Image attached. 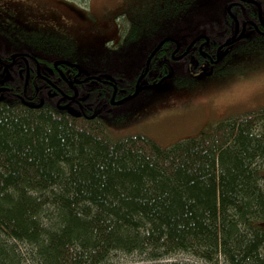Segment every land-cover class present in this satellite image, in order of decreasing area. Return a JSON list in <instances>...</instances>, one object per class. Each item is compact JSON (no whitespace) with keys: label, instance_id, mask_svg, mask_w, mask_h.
Wrapping results in <instances>:
<instances>
[{"label":"trees","instance_id":"1","mask_svg":"<svg viewBox=\"0 0 264 264\" xmlns=\"http://www.w3.org/2000/svg\"><path fill=\"white\" fill-rule=\"evenodd\" d=\"M208 1H216L212 15L197 7L201 0H164L144 27L128 22L120 44L105 45V56L125 54L115 46L148 55L164 37L176 36V27L184 33L180 41L195 33L184 47L196 33L217 46L227 42L234 28L227 7L238 0ZM20 45L48 62L75 49L47 31L25 36ZM240 45L256 46L264 56L262 36L249 34ZM170 49L167 44L159 53L160 72L189 80L184 62L166 61ZM35 83L33 94L44 84ZM123 84L133 91L134 83ZM22 88L17 85L21 96ZM32 96V106L0 103V264H108L115 253L148 264H194L176 260L180 254L200 264H264V109L162 147L143 135L114 138L112 123L77 118L45 93L43 104Z\"/></svg>","mask_w":264,"mask_h":264},{"label":"rangeland","instance_id":"2","mask_svg":"<svg viewBox=\"0 0 264 264\" xmlns=\"http://www.w3.org/2000/svg\"><path fill=\"white\" fill-rule=\"evenodd\" d=\"M82 1L0 0V30L18 41L33 32L47 31L63 36L75 45V49L61 57L77 60L91 71L99 70L100 66L108 69L113 67L120 72L130 69L132 60L120 58L126 54L109 58L105 56V45L111 47V44H117L123 30L130 27L128 22L137 21L144 27L145 22L158 17L164 0ZM198 4L197 7H203L207 12L206 15L217 11L216 1L201 0ZM127 53L133 54L130 51ZM244 60L245 63L234 69L237 76H231L236 78L231 81L233 83L230 82L231 77H226L219 85L204 81L193 88L179 89L173 81L168 80L162 86L149 90L123 109L125 112L133 110L129 115H125L123 111L115 114L120 118L127 116L129 123L124 125V121L115 127L117 129H110L112 136L124 138L143 135L162 147H169L179 141L194 138L204 127L217 120L264 109V60ZM104 61L106 62L103 63ZM191 103L194 104L193 107ZM204 111H217L216 115L209 117L212 120L206 124V117L200 114ZM193 117L197 119L193 120ZM187 122L189 128L185 126ZM175 258L178 261L200 264L183 254ZM172 261L162 260L156 263L166 264ZM108 264L148 263L137 255L115 253Z\"/></svg>","mask_w":264,"mask_h":264},{"label":"flooded vegetation","instance_id":"3","mask_svg":"<svg viewBox=\"0 0 264 264\" xmlns=\"http://www.w3.org/2000/svg\"><path fill=\"white\" fill-rule=\"evenodd\" d=\"M249 1L251 0H238L237 2L228 5L227 14L229 19L233 21L234 28L233 32L231 29V33L229 34L230 39L218 46L216 45L218 42L211 40L209 35L205 33H196L193 41L188 43V46L184 47L183 45L188 42L195 33L192 34L191 37H189L191 32L186 33L184 39L180 41L178 37H182L184 33L181 31L182 28L176 27V36L170 34L164 37L148 55L146 52L143 54V51L138 49L134 51L130 46L113 47V49L117 51H127L130 47L129 51L134 54L133 56L135 58H130L132 60L131 65L129 66L130 69H125L122 72H118L113 67L108 69L101 66L99 70L91 71L90 69L83 67L78 61L69 60L73 64H77L79 67L60 64L59 62L63 61L62 59L48 62L50 60L46 58L31 55V53L26 51V49L20 45V41L17 39L12 41L11 39L4 38L3 41L5 43L1 42L2 34L0 30V103L7 99H13L30 105V103L36 100L35 97L32 96L35 95L37 99L39 98L41 100V104H43L44 99H41V97L45 93L49 99L56 102V107L68 109V112L73 111L78 115L77 118L91 121L99 120L101 122H106L107 124L112 123L109 125V130L117 129L115 128L117 125L123 124L124 121L125 125L126 123H129V121H127V116L120 118L115 116V114L126 109L129 103L136 101L144 93L158 88L155 86L162 81L163 85L166 81L171 80L179 89H186L188 87L193 88L202 84L204 81V83L214 82L215 85H219L221 80H224L226 77L237 76L234 69L242 63H245V58H250L255 62L259 59L264 60V56L260 55L261 52L258 47L252 45L243 48L242 45L239 46V44L245 42V39L249 34L264 37V0H254L262 7L261 19L259 8L255 3ZM229 7H231V14L239 22V31L237 33V24L228 12ZM233 10H237V13L235 14ZM256 11L258 14L257 16H254V12L256 13ZM238 13L239 16L237 15ZM214 16H216V19H221L223 17L222 15ZM229 28H232V26L229 25ZM244 28L245 32L242 38L234 42L242 34ZM140 33L143 35L148 34L146 31H143V33L141 31ZM122 37L123 36L121 35L117 45L120 44ZM167 38H170L171 40L166 42L160 48L150 63L146 77L139 82L146 71L147 61L150 55L160 43ZM228 42H234V44L219 50ZM167 44H171V57L170 59L165 57L166 61L168 62L169 60H172L174 63L184 62L190 71L189 80L184 78L174 79L173 73L160 72V69L164 68L165 64L164 61L158 59L159 53ZM148 50L149 49H147V51ZM234 51L237 53H234ZM127 52H125L126 55L128 54ZM241 52L251 53L242 54ZM180 57H182V59L177 60V58ZM40 59H43L44 61H41ZM157 59L158 69L155 71L156 68L153 66H155L154 62H156ZM33 63L36 65L35 69ZM141 64L143 65L140 66ZM130 71L132 72L130 73ZM231 78L230 82L236 80L235 77ZM37 80H40L44 84L36 88L37 90H35V94H33L34 85L37 86L35 83ZM125 81H129L130 84L134 83V89L131 93L129 92L131 88L126 86V84H123ZM17 85L23 87V96L20 95L19 90L17 91ZM106 89L110 91L108 95L104 94ZM138 89L139 95L135 98H131ZM104 100H106L105 103H103ZM193 106L194 104L191 103V107ZM132 111L133 110L123 112L126 113L125 115H129ZM216 112L217 111L214 113L211 111H204L200 113L203 114V117H206V122L204 124L212 120L209 119V117H212V114L216 115ZM192 119L195 120L197 118L193 117ZM215 122L210 124H214ZM185 126L186 128H189L190 125H188L187 122V125L185 124Z\"/></svg>","mask_w":264,"mask_h":264},{"label":"water","instance_id":"4","mask_svg":"<svg viewBox=\"0 0 264 264\" xmlns=\"http://www.w3.org/2000/svg\"><path fill=\"white\" fill-rule=\"evenodd\" d=\"M249 2H251V3H255V4L257 5V7H258L259 10H260V19H261V16H262V7H261V5H260L258 2L254 1V0H251V1H249ZM228 12H229L230 15L233 17V19L235 20V22H236V24H237V28H236V33H237V32L239 31V22H238V20H237L232 14H231V7L228 8ZM244 32H245V28H244L242 34H241V35H240V36H239L234 42H236L237 40H240V39L242 38ZM170 40H171L170 38H167V39L163 40V41L160 43V45H159V46H158V47L152 52V54L150 55V57H149V59H148V61H147L146 71H145V73L143 74V76L141 77V79H140L139 82H141V81L146 77V75H147V73H148V70H149L150 63H151L152 59L154 58V56L157 54V52L160 50V48H161L166 42H168V41H170ZM234 42H228V43L224 44L219 50H222L223 48H225V47H227V46H230V45L234 44ZM179 59H182V57L177 58V60H179ZM59 63H60V64H65V65H69V66H76V67H79L77 64H72V63L67 62V61H60ZM109 78H110V77H109ZM97 79L100 80L99 78H97ZM162 83H163V81L160 82L159 84H157L155 87H159V86H161ZM138 95H139V89L136 91V93H135L131 98H135V97L138 96ZM29 106H32V105H29ZM37 107H39V106H37ZM72 114H73V113H72ZM73 115H75V114H73ZM76 116H77V115H76Z\"/></svg>","mask_w":264,"mask_h":264}]
</instances>
